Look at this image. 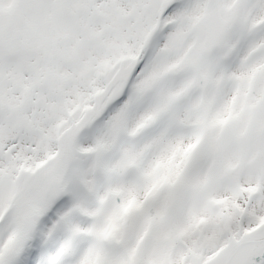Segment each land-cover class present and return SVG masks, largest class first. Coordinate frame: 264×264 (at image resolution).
Wrapping results in <instances>:
<instances>
[{
	"label": "snow or ice",
	"instance_id": "1",
	"mask_svg": "<svg viewBox=\"0 0 264 264\" xmlns=\"http://www.w3.org/2000/svg\"><path fill=\"white\" fill-rule=\"evenodd\" d=\"M0 264H264V0H0Z\"/></svg>",
	"mask_w": 264,
	"mask_h": 264
}]
</instances>
